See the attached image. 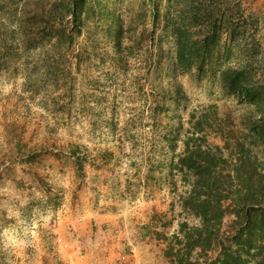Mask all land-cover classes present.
Masks as SVG:
<instances>
[{
    "label": "rangeland",
    "instance_id": "374dc122",
    "mask_svg": "<svg viewBox=\"0 0 264 264\" xmlns=\"http://www.w3.org/2000/svg\"><path fill=\"white\" fill-rule=\"evenodd\" d=\"M264 264V0H0V264Z\"/></svg>",
    "mask_w": 264,
    "mask_h": 264
},
{
    "label": "trees",
    "instance_id": "16d2710c",
    "mask_svg": "<svg viewBox=\"0 0 264 264\" xmlns=\"http://www.w3.org/2000/svg\"><path fill=\"white\" fill-rule=\"evenodd\" d=\"M181 259H183V258H181ZM181 259H177V258L174 256V257L172 258V260H171V264H185V263L182 262Z\"/></svg>",
    "mask_w": 264,
    "mask_h": 264
}]
</instances>
